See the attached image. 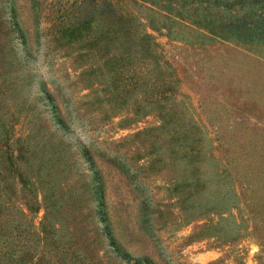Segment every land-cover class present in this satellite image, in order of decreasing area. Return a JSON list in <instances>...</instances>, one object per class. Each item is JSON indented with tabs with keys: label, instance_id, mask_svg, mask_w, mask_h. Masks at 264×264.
I'll list each match as a JSON object with an SVG mask.
<instances>
[{
	"label": "rangeland",
	"instance_id": "rangeland-1",
	"mask_svg": "<svg viewBox=\"0 0 264 264\" xmlns=\"http://www.w3.org/2000/svg\"><path fill=\"white\" fill-rule=\"evenodd\" d=\"M102 1L0 0V264H264V0ZM113 6L156 42L121 90L53 40Z\"/></svg>",
	"mask_w": 264,
	"mask_h": 264
},
{
	"label": "trees",
	"instance_id": "trees-1",
	"mask_svg": "<svg viewBox=\"0 0 264 264\" xmlns=\"http://www.w3.org/2000/svg\"><path fill=\"white\" fill-rule=\"evenodd\" d=\"M147 1L157 3L156 0ZM104 3L105 0H103L99 4L98 8H101ZM112 10L111 20H108L104 15L100 14H98L94 18H90L88 21L86 20V24L92 25L90 30L91 34L85 36L86 39L84 40L88 44V46L85 47V49H88V51H83L80 47V44L83 42L82 39L78 37L70 38V34L64 32L65 29H80L84 19L79 20L78 22H72L68 26L60 25L62 27L60 32H64V35H61L59 31H56L54 33L53 40L56 41L59 45H63L64 43H66L67 47H70V49H72L73 51H80H74V59L81 63L80 67L84 68L81 73L86 76V79L92 77L93 74H97V69L99 68V66L96 65V61L104 58L106 64L109 65L107 69V74L109 76L107 77L111 78V86L113 88H118L119 90H121V88L127 89V86H129V84L136 85L137 83H139V79L142 78V70H137L135 68L136 65L133 61L134 58H136L135 54L140 55V57L156 56L153 52V47L156 45V42H154L151 34L147 31V29L143 27L145 25V22L143 20H140L133 16L127 17L126 13L123 14L120 10L115 8V6L112 7ZM194 21L199 24L203 23L200 20ZM3 22L4 21H0V35L2 34L3 37L10 42V33L14 29H16L15 27L18 26V20L15 18L10 20V26L5 27L4 30H2ZM210 23L211 22L205 21V24L202 25L208 27L210 30H213L214 26H211ZM20 33L22 35V31ZM107 37H109V41H104V39H102ZM4 38H0L1 44L2 42L4 44L6 43V40ZM1 46L3 47L4 45ZM1 46L0 60L3 61L4 48L2 49ZM85 61H88L87 64L85 63ZM0 69H3L1 63ZM6 74L7 72L3 70L2 75L5 76ZM47 97L50 101L53 100V97L50 94H47ZM58 122L63 124V120L60 117H58ZM3 129H5V127ZM27 152L28 150L24 145H20L17 148V154L14 157L16 162L20 165L16 168L17 180L22 187H28L29 191H31L33 195L34 191L29 188V184H38L39 191L42 195V198H44V203L45 201L47 203L46 206H53L54 202L56 201H49V197L51 196L52 192H47L48 189L46 190L45 188V184H47V182L42 181L41 177L37 173L32 174L31 176L35 180V182H32L33 179L31 181V179L28 177L29 172H27V170L29 169L31 173L32 161ZM86 155L87 159L91 161V157L90 155L88 156L87 152ZM40 158L43 159V157L41 156ZM8 170H10V165L9 163L5 162L3 160V157L1 156L0 178L3 182L6 180V173H8ZM3 188L5 189L7 188V186L5 184L4 186H0V190H3ZM26 205L29 206V204Z\"/></svg>",
	"mask_w": 264,
	"mask_h": 264
},
{
	"label": "clouds",
	"instance_id": "clouds-1",
	"mask_svg": "<svg viewBox=\"0 0 264 264\" xmlns=\"http://www.w3.org/2000/svg\"><path fill=\"white\" fill-rule=\"evenodd\" d=\"M70 134H71V130H70ZM85 139L83 137H80L78 140V143H85Z\"/></svg>",
	"mask_w": 264,
	"mask_h": 264
}]
</instances>
